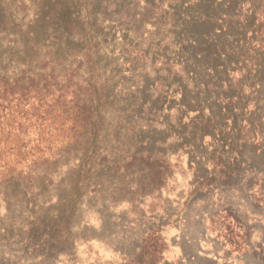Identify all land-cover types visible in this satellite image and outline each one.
Listing matches in <instances>:
<instances>
[{"label": "rangeland", "instance_id": "rangeland-1", "mask_svg": "<svg viewBox=\"0 0 264 264\" xmlns=\"http://www.w3.org/2000/svg\"><path fill=\"white\" fill-rule=\"evenodd\" d=\"M260 12L264 0H0L1 77L61 76L87 50L76 65L105 85L96 135L0 119V136L29 144L0 152V264H149L155 245L158 264H264Z\"/></svg>", "mask_w": 264, "mask_h": 264}, {"label": "trees", "instance_id": "trees-1", "mask_svg": "<svg viewBox=\"0 0 264 264\" xmlns=\"http://www.w3.org/2000/svg\"><path fill=\"white\" fill-rule=\"evenodd\" d=\"M259 15L256 23H259L260 20L264 21V12H260ZM258 31L264 35V28H259V25ZM79 53L82 54V65L89 64L88 51L80 50ZM82 59L75 62V65H70L72 73L70 68H65L64 74L61 76L57 72L54 73V68H51L48 74L42 70L34 77L28 76L27 80L21 77L9 81L7 77L0 76V119L4 122L7 121L6 128H9L11 124L20 128L23 123L35 121L34 115H36L37 118L39 116L45 122L48 119L55 121L58 118L73 126L79 125L80 129L85 130L87 134L96 135L99 130V113L102 110L100 98L103 97L104 90L103 87L99 88L98 86L105 85L98 74L88 71L86 67L76 65L81 63ZM0 75L3 74L0 73ZM36 76H39L37 80ZM63 84H65V88H63ZM72 86H74V90H70ZM29 111H32V119L27 117ZM88 131H93V133L90 134ZM37 144L46 147L48 145L44 138H41ZM28 145L27 139L24 140L18 136L3 134L0 136V152L2 153L20 151L27 148ZM66 145H70L69 140ZM154 234L152 235L155 238V244L162 243L163 239L160 237V233L155 232ZM161 255L162 251L157 249L156 245L153 246L149 264H158Z\"/></svg>", "mask_w": 264, "mask_h": 264}]
</instances>
